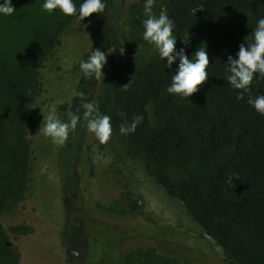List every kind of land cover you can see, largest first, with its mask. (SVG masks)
Masks as SVG:
<instances>
[{
	"label": "trees",
	"instance_id": "1",
	"mask_svg": "<svg viewBox=\"0 0 264 264\" xmlns=\"http://www.w3.org/2000/svg\"><path fill=\"white\" fill-rule=\"evenodd\" d=\"M73 2L79 6L82 0ZM42 3L12 0L13 15L0 16V264H65L63 222L82 207L102 224L127 234L137 230L136 218L100 211L88 200L90 170L84 154L88 136L83 120L63 144L64 187L57 180L53 188L32 184V145L38 135L35 108L46 90L47 62L75 21L59 10L49 15L41 9ZM104 3L102 14L85 18L94 39L91 48L106 53L113 45L117 48L106 56L99 80L85 78L78 66L79 76L64 111L79 110L82 116L77 93H83L85 101L110 117L128 155L141 157L146 175L168 198L179 201L217 244L226 264H264V116L247 103L249 95H264V78L254 74L250 92L242 99L236 98L238 90L225 79L227 58H235L241 43H251L257 19L264 16V0H163L164 10L154 14H166L173 21V33L179 37L176 49L184 47L191 56L194 44L181 41L194 37L209 60L206 81L184 99L167 93L172 70L159 56L126 65L108 79L104 69L120 47L127 42L138 47L150 44L142 37L145 0H129L121 35L118 0ZM136 116L142 119L135 131L121 134L120 126ZM39 170L44 172L42 167ZM44 219L47 224L40 223Z\"/></svg>",
	"mask_w": 264,
	"mask_h": 264
},
{
	"label": "rangeland",
	"instance_id": "2",
	"mask_svg": "<svg viewBox=\"0 0 264 264\" xmlns=\"http://www.w3.org/2000/svg\"><path fill=\"white\" fill-rule=\"evenodd\" d=\"M118 2L116 20L121 35L127 22L129 0ZM152 10L153 13L162 12L163 0H155ZM81 24H87L85 19ZM173 35L176 47L179 37ZM188 40L194 44L195 50L204 47L194 37ZM93 43L87 28H80L75 20L63 32L60 45L47 62L46 90L35 108L38 135L32 145V184L41 182L53 188L54 180H57L58 186L64 187L66 152L62 150L63 144L45 138L39 130L42 116L50 107H55L61 120L66 119L63 105L73 93V85L79 76V62ZM123 49V54L118 49L104 69L110 80L126 65L139 64L158 56L152 45L138 47L127 42ZM87 136L84 154L85 160L89 159L86 166L90 170L86 189L88 200L100 211L136 218L138 221H134L133 226L137 230L127 234L116 226L102 224L82 207L75 211L78 215L65 216L63 222L60 238L67 249L65 264H226L217 244L191 220L179 201L168 198L146 175L142 158L128 155L126 144L113 128L104 144L99 143L88 130ZM40 167L44 172H40ZM66 210L74 212L75 209L67 206ZM40 223L47 224V220ZM187 238L194 241L188 244ZM71 242L74 245L70 248ZM47 264H53V261Z\"/></svg>",
	"mask_w": 264,
	"mask_h": 264
},
{
	"label": "clouds",
	"instance_id": "3",
	"mask_svg": "<svg viewBox=\"0 0 264 264\" xmlns=\"http://www.w3.org/2000/svg\"><path fill=\"white\" fill-rule=\"evenodd\" d=\"M154 0H145L143 13L146 18L142 19V37L148 44L154 46L159 58L165 62V67L172 70L171 83L166 88L170 95L179 96L181 99L190 97L199 90V87L206 81V72L209 64L205 47H198L191 56L186 55L185 48L176 49V37L173 35V21L166 15H155L152 10ZM41 9L49 15L54 10L66 16L74 18L78 26L87 28V24H81L85 18L93 13L102 14L105 10L104 0H82L77 6L73 0H43ZM15 12L12 0H0V16L10 17ZM246 41V37H245ZM187 45L188 39L181 41ZM117 48L113 45L107 53L99 48L89 51L85 59L79 62V69L85 78L99 80L103 77L102 71L106 64V56ZM123 47L119 53L123 54ZM175 69H172L173 63ZM227 83L232 89L238 90L237 99H242L250 92V84L254 74L257 79L264 78V16L257 19L256 27L251 32V43H241L235 58L229 55L226 61ZM127 84L123 86L126 89ZM81 97V107L84 109L82 116L79 110L69 112L66 120H61L55 107H50L46 115L42 116L40 127L41 134L56 144H64L69 132L74 131L78 122L83 120L87 130L92 133L99 143H106L112 133L110 117L99 113L96 106L83 99V93H77ZM247 103L261 116H264V95L248 96ZM29 108H32L29 106ZM142 117L136 116L130 124L120 126L121 134H128L135 131Z\"/></svg>",
	"mask_w": 264,
	"mask_h": 264
}]
</instances>
